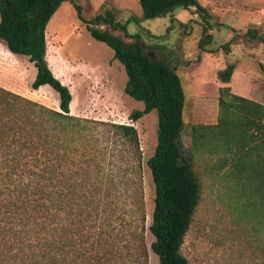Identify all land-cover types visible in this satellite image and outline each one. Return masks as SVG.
Wrapping results in <instances>:
<instances>
[{
	"label": "trees",
	"instance_id": "16d2710c",
	"mask_svg": "<svg viewBox=\"0 0 264 264\" xmlns=\"http://www.w3.org/2000/svg\"><path fill=\"white\" fill-rule=\"evenodd\" d=\"M64 1L69 0H0V39L10 53L29 58L37 69L32 88L50 86L59 96L60 108L0 87V264H85V245L91 244L95 232L86 223L106 210L97 192L84 196L88 181L97 185L91 175L80 178L78 170L81 164L94 162L98 124L71 114L72 93L55 77L47 60L46 28ZM70 1L91 36L109 46L123 64L128 76L125 94L144 102V110H135L130 119L135 122L158 111V144L147 165L155 188L151 251L159 264H190L182 247L201 198L195 171L198 152L224 155L229 176L242 189L244 204L252 207L263 227L264 104L233 93L229 86L221 88L217 123L193 125L192 147L184 151L182 79L169 57L153 58L146 50L143 34L160 37L144 28L142 20L194 6L204 25L199 50L222 49L229 54L231 42L216 50L208 48L213 41L208 10L198 0H139L141 19L133 16L121 21L106 9L87 20L82 8ZM245 35L264 44V35L256 30L249 29ZM234 70L235 65H229L218 77L229 82ZM101 124L111 127L112 136L134 154L139 151L134 126ZM78 152L82 158L76 162L71 156ZM143 249L147 262V248Z\"/></svg>",
	"mask_w": 264,
	"mask_h": 264
},
{
	"label": "rangeland",
	"instance_id": "374dc122",
	"mask_svg": "<svg viewBox=\"0 0 264 264\" xmlns=\"http://www.w3.org/2000/svg\"><path fill=\"white\" fill-rule=\"evenodd\" d=\"M198 1L211 16L213 41L208 48L216 50L231 42L229 54L222 49L215 53L199 50L204 25L194 6L176 7L161 17L142 20L141 24L160 37L143 34L147 52L153 58L169 57L182 79L186 95L181 138L184 151L192 147L193 125L217 123L221 88L229 86L233 93L264 104V44L245 35L249 29L264 35V0ZM74 2L87 20L106 9H111L121 21L133 16L141 19L143 14L139 0ZM130 29L134 31L133 26ZM46 38L49 67L64 85L77 91L79 99L71 114L98 124L94 130V162L81 164L78 170L80 178L91 175L97 185L88 181L84 196L97 192L106 210L99 219L86 223L95 228L90 243H97L85 245L83 263L159 264L151 251L154 237L149 226L155 188L147 165L158 144V111L135 122L130 119L135 110H144V102L125 94L128 76L123 64L115 59L109 46L91 36L70 0L64 1L52 16ZM229 65H235V70L230 81L223 82L218 75ZM36 74L28 57L10 53L0 39V87L60 110L59 96L50 86L32 88ZM102 122L134 126L139 134V151L134 154ZM81 158L80 152L71 156L76 162ZM224 160L219 153L195 155L201 198L182 252L190 264H264V226L254 217L252 207L244 204L242 189L229 176L230 166Z\"/></svg>",
	"mask_w": 264,
	"mask_h": 264
},
{
	"label": "bare ground",
	"instance_id": "6f19581e",
	"mask_svg": "<svg viewBox=\"0 0 264 264\" xmlns=\"http://www.w3.org/2000/svg\"><path fill=\"white\" fill-rule=\"evenodd\" d=\"M72 93V102H71V113L75 111L78 101L77 91L75 89L71 90Z\"/></svg>",
	"mask_w": 264,
	"mask_h": 264
},
{
	"label": "crops",
	"instance_id": "0c3cea01",
	"mask_svg": "<svg viewBox=\"0 0 264 264\" xmlns=\"http://www.w3.org/2000/svg\"><path fill=\"white\" fill-rule=\"evenodd\" d=\"M16 56H18V55H16ZM32 66H34V64L32 63ZM97 69H99V67H96ZM99 70H101V69H99ZM102 71V70H101ZM68 73H70V72H68ZM71 74V73H70ZM68 87H69V89L71 90V88H70V85L68 84ZM48 89L46 86H43V87H41V89ZM246 98H248V99H251V100H254V101H256L254 98H252V97H246ZM258 102V101H257ZM55 109H57L56 107H54Z\"/></svg>",
	"mask_w": 264,
	"mask_h": 264
}]
</instances>
